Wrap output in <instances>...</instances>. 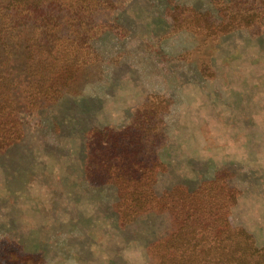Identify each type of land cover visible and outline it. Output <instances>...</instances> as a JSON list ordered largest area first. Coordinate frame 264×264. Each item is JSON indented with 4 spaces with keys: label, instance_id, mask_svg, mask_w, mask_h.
<instances>
[{
    "label": "rangeland",
    "instance_id": "1",
    "mask_svg": "<svg viewBox=\"0 0 264 264\" xmlns=\"http://www.w3.org/2000/svg\"><path fill=\"white\" fill-rule=\"evenodd\" d=\"M76 2L0 0L58 13L82 64L58 90L3 67L29 83L0 115V264H264V0ZM136 168L151 204L116 186Z\"/></svg>",
    "mask_w": 264,
    "mask_h": 264
},
{
    "label": "trees",
    "instance_id": "2",
    "mask_svg": "<svg viewBox=\"0 0 264 264\" xmlns=\"http://www.w3.org/2000/svg\"><path fill=\"white\" fill-rule=\"evenodd\" d=\"M97 2V0H77V4L89 6L92 3ZM13 6H8L7 8H0V88H7V92L9 88H19L20 85H28L29 81L25 83L22 79L18 80V78L14 79L11 78L10 74L4 72L3 67L5 64H8L10 61L19 63L25 62V70L30 71L31 75L38 79H45L44 76H47L46 82H48L52 88V90H58L59 87H66L68 84L75 79L79 67L82 65L79 61L81 55H77L75 50H71V48L66 44L68 34H64L66 21L58 13H42L35 15L26 14H13V10H15ZM249 17L246 14H236L229 17V20L233 18V22L230 23L232 25H227L228 29L235 26L245 27L246 23L244 20ZM10 18L12 23L9 24L6 20ZM253 20V18H251ZM228 20V21H229ZM34 23V24H33ZM32 25L34 30L32 33H29V26ZM38 29L40 32H38ZM77 31V30H76ZM38 34V39L36 38ZM42 38H46L47 40H55L58 41L62 40L63 45L60 44V49L57 51L60 55L50 56V54L45 50V47L40 44V40ZM56 44V43H55ZM57 46V45H55ZM23 51V53L19 52ZM75 57H78V59ZM5 73V74H4ZM59 86V87H58ZM27 90L26 92H28ZM30 96V91H29ZM2 95H6L3 91L0 90V115H9L14 116L15 112L9 110V107H12L11 102L13 99L11 96L7 95V98L4 99ZM31 99L33 100L34 97L32 96ZM4 125H9L8 123H4L0 121V128ZM18 126V121L16 122ZM6 131L12 132V129L9 130H2L0 135H4ZM146 171H142L139 168L134 170L135 174L129 175L128 179L125 177L122 179V183L116 185L118 189L121 190L123 199L128 200L129 204L133 195L137 197L132 200L135 201H147L151 199V193L149 194V188L147 184H144L141 180L143 177L142 175L149 173V170L145 169ZM129 173L127 172L126 175ZM221 192V191H220ZM153 201H147L145 205L151 204ZM169 204V203H168ZM173 208H176L181 211V207L178 205L177 201H173L171 203ZM189 216L195 219V211H191ZM227 219L219 218L218 223L227 227L226 222ZM215 222V221H213ZM209 227L210 222H206L203 226ZM202 230L198 229V232L195 233V237H198L199 242L205 240L209 237L208 234L203 235L201 234ZM230 236V239H228ZM241 237L248 241L249 246L252 247V243L249 241L250 238L246 233H237L234 230L230 231V234L227 235V240L231 244L237 245L241 241ZM226 238L221 237L220 242H216L221 250H224L223 242ZM245 241V242H246ZM222 242V243H221ZM221 243V245H220ZM219 247L216 246L215 250L219 251ZM244 253V252H243ZM226 255V254H224ZM245 261L244 259L238 258V256L228 257L227 258H220L215 264H239V262ZM256 261V260H255Z\"/></svg>",
    "mask_w": 264,
    "mask_h": 264
}]
</instances>
